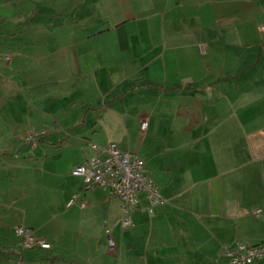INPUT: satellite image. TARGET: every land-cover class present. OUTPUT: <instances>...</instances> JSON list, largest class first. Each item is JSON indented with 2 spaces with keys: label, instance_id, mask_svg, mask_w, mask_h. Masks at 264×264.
<instances>
[{
  "label": "crops",
  "instance_id": "0c3cea01",
  "mask_svg": "<svg viewBox=\"0 0 264 264\" xmlns=\"http://www.w3.org/2000/svg\"><path fill=\"white\" fill-rule=\"evenodd\" d=\"M263 24L264 0H0V228L15 234L0 264H223L225 247L264 244ZM41 129L36 144L77 137L72 175L92 144L138 153L167 204L140 199L124 231L121 201L73 175L64 220L23 224L50 249L23 250L15 179Z\"/></svg>",
  "mask_w": 264,
  "mask_h": 264
},
{
  "label": "built area",
  "instance_id": "2783aa9c",
  "mask_svg": "<svg viewBox=\"0 0 264 264\" xmlns=\"http://www.w3.org/2000/svg\"><path fill=\"white\" fill-rule=\"evenodd\" d=\"M264 35V24L259 28ZM149 126V119L141 123L143 137L146 135ZM46 135L44 131L28 135L25 138L27 143H34L37 139ZM93 155L83 160L81 165L76 167L73 175L81 178L88 186L97 187L108 191L111 197L121 201L122 218L120 225L124 231L130 230L133 226V214L137 210L140 199L148 203L147 211L154 215L159 209L167 204L162 196L161 189L149 171L146 162L138 153L123 152L115 146L101 147L91 145ZM73 198L69 206L75 203ZM86 207L85 204L82 205ZM253 215L264 219V211L256 209ZM19 238V245L23 250H34L41 248L50 249V245L38 238L31 229L24 226L16 228ZM107 243L111 251H115L116 244L111 236V230L106 231ZM223 264H256L264 259V244L248 245L239 243L235 246L225 247L221 256Z\"/></svg>",
  "mask_w": 264,
  "mask_h": 264
},
{
  "label": "rangeland",
  "instance_id": "374dc122",
  "mask_svg": "<svg viewBox=\"0 0 264 264\" xmlns=\"http://www.w3.org/2000/svg\"><path fill=\"white\" fill-rule=\"evenodd\" d=\"M93 127L94 126L90 125L89 128H87L86 130L90 131ZM86 130L83 129V132H86ZM42 131H44L46 135L50 134V132L54 133V131L41 129L35 130L31 134ZM94 131L100 132L98 128H96ZM83 132H81V134H83ZM71 135L72 133H64L62 135V138L58 140V134H53L51 137H48L49 141L47 144H36V141L30 144L24 140L25 144H27L25 147H23L24 152H27V150L30 151L29 156L33 157L31 152L34 150L35 157L34 159L27 155H23L21 157V159H26L30 162L31 169H29L27 173L24 172L25 177L24 175H21L18 179H15V183L19 188L20 196V199L18 201V207L23 211L22 213L20 212L19 215H17L15 211L12 212L13 215H15L14 225H12V227H14L15 224L23 226L26 217H28L29 219L37 220L38 216L43 217L45 215L46 218L42 219L39 225L36 224V226H40V228L44 227L46 224L49 223L50 218L52 219V215H55L57 219L61 220H64L66 218V214L68 213V211L66 212V210L64 209L65 203L62 193H64V187L68 184V182H70L74 178L73 175L70 173L71 167L69 166L79 157L76 148L80 147V149H82V145H80L78 142H72V140L76 139L77 137H71ZM78 140L82 141L83 139L79 137ZM64 143L65 147L64 149H61L62 144ZM34 144H36V146H34ZM69 147L72 148V150L66 153L65 149H69ZM46 152L50 154L49 157L46 156ZM45 160H47V164H44ZM48 164L52 165V167L55 168L54 170H58V172L54 171L55 173L52 175V178L49 179L52 184L46 183L47 179L41 178L44 177L41 171L43 168H45L44 165H46L47 167ZM5 183L7 184V182ZM43 185L51 187L44 188ZM69 212H76L79 215H84V212L78 211L77 208H73L69 210ZM0 230L1 235L10 234L7 235V237H12V239L15 237V234L13 233V228L9 230V228H4L2 226ZM14 230L16 231V228H14ZM42 230L43 229H40V232H42Z\"/></svg>",
  "mask_w": 264,
  "mask_h": 264
}]
</instances>
